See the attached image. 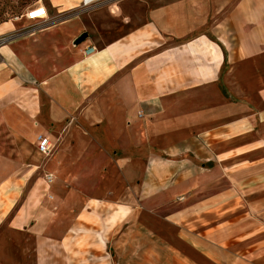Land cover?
Returning <instances> with one entry per match:
<instances>
[{
	"label": "crops",
	"instance_id": "crops-1",
	"mask_svg": "<svg viewBox=\"0 0 264 264\" xmlns=\"http://www.w3.org/2000/svg\"><path fill=\"white\" fill-rule=\"evenodd\" d=\"M52 1L36 32L0 48V106L26 97L25 138L58 143L56 199L18 212L0 264H81L15 244H55L44 234L81 225L69 212L83 195L135 212L179 208L168 202L182 194V212L138 220L149 235H124L91 264H264V0Z\"/></svg>",
	"mask_w": 264,
	"mask_h": 264
},
{
	"label": "rangeland",
	"instance_id": "rangeland-1",
	"mask_svg": "<svg viewBox=\"0 0 264 264\" xmlns=\"http://www.w3.org/2000/svg\"><path fill=\"white\" fill-rule=\"evenodd\" d=\"M145 1H148L146 10L158 5L157 0ZM51 2L53 3L52 0H0V28H2L0 33H4L0 36V48L10 47L16 42L25 40L32 32H36L41 25L27 20V14L31 9L39 6L45 7L48 13L50 10L55 11ZM53 4L55 5V3ZM4 52L10 54L7 50ZM4 60V57L0 55V64L5 63ZM10 86L9 90L13 92L17 88L15 83L10 82ZM24 95L25 93L22 96ZM26 102L25 97L7 100L4 105L0 106V250L1 245H4L1 242L7 237L6 235L10 234L12 220L23 207H26L28 202L39 206L40 209L44 205L51 204L49 197L56 199V193L54 191L48 193L47 188L48 178L53 177L50 175L49 160L58 150V143L54 141L55 147H53L51 156L44 159V156L39 153L37 140L33 142L28 137L25 138L28 128L22 119L27 117L24 109ZM16 110L21 112L20 117L15 113ZM16 172H18L17 176L11 179V175ZM1 183L6 184L1 187ZM188 197L186 194H182L168 202L169 205L172 203L181 204L179 208L166 206V204V207L161 209L152 205L153 209L132 212L107 205L101 207L95 205V207L94 203L90 204L92 196L83 195L79 200H72V202L76 201L75 203L81 204V210L69 212L81 216V225L70 226L66 221L64 223L67 225L62 226L64 223L61 224L55 220L50 225L51 230L44 234L47 239L51 237L57 241L55 244L48 240L45 243H38L30 238V241L25 240L24 243L15 245L17 249H20V252L28 250L33 261H36L38 251H43L45 248L47 250V245L52 244L50 249H61L71 256H77V259L81 257V259L76 260L77 262L91 264L94 263V250H102L112 255V252L117 250L118 240L124 235L129 233L132 235H149L147 230L138 231V220L141 221L146 217L168 219L171 215L180 213L185 209V204L189 201L186 199ZM154 199L155 196L151 198V201ZM41 213V211L37 212L40 215V219H38L40 221L37 222L43 224L45 217ZM135 221L137 222L135 223ZM60 226L62 229H66L65 233L60 235L56 232L55 234ZM25 229L27 232L28 227ZM63 240L64 243L60 246L59 243H62ZM110 260L112 259L109 258ZM66 261L68 264L75 263L74 258ZM100 262H105V260Z\"/></svg>",
	"mask_w": 264,
	"mask_h": 264
},
{
	"label": "built area",
	"instance_id": "built-area-1",
	"mask_svg": "<svg viewBox=\"0 0 264 264\" xmlns=\"http://www.w3.org/2000/svg\"><path fill=\"white\" fill-rule=\"evenodd\" d=\"M103 0H83L82 6L84 8H90L92 6H95L99 3H101ZM48 18V10L43 7H35L31 9L28 14H27V20L32 21V22H38V21H44ZM94 50H91L88 52L89 54L93 53ZM39 153L48 158L51 156L52 151H53V146L51 145L50 141L46 137H41L39 140ZM53 177L48 178V185H51L53 183Z\"/></svg>",
	"mask_w": 264,
	"mask_h": 264
},
{
	"label": "water",
	"instance_id": "water-1",
	"mask_svg": "<svg viewBox=\"0 0 264 264\" xmlns=\"http://www.w3.org/2000/svg\"><path fill=\"white\" fill-rule=\"evenodd\" d=\"M84 39H85V36H82L81 38H79V39L76 41L75 45H79V44H81V43L84 41Z\"/></svg>",
	"mask_w": 264,
	"mask_h": 264
},
{
	"label": "bare ground",
	"instance_id": "bare-ground-1",
	"mask_svg": "<svg viewBox=\"0 0 264 264\" xmlns=\"http://www.w3.org/2000/svg\"><path fill=\"white\" fill-rule=\"evenodd\" d=\"M56 1H57V0H56ZM54 2H55V1H54ZM44 158L47 159L46 157H44ZM53 183H54V181H53ZM53 183H52V184H53Z\"/></svg>",
	"mask_w": 264,
	"mask_h": 264
},
{
	"label": "trees",
	"instance_id": "trees-1",
	"mask_svg": "<svg viewBox=\"0 0 264 264\" xmlns=\"http://www.w3.org/2000/svg\"><path fill=\"white\" fill-rule=\"evenodd\" d=\"M21 1H25V0H21ZM15 12V11H14ZM3 19H5V18H3Z\"/></svg>",
	"mask_w": 264,
	"mask_h": 264
}]
</instances>
